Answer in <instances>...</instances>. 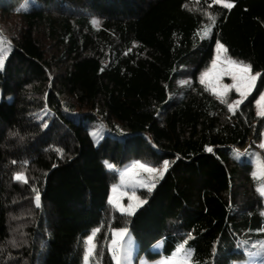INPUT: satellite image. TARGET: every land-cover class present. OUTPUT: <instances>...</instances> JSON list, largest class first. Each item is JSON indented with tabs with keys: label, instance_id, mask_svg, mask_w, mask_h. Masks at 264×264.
Wrapping results in <instances>:
<instances>
[{
	"label": "trees",
	"instance_id": "1",
	"mask_svg": "<svg viewBox=\"0 0 264 264\" xmlns=\"http://www.w3.org/2000/svg\"><path fill=\"white\" fill-rule=\"evenodd\" d=\"M218 1L0 0V264H81L82 240L107 226L133 162L169 161L112 224L139 258L237 264L261 251L264 0ZM217 42L259 74L231 111L200 79Z\"/></svg>",
	"mask_w": 264,
	"mask_h": 264
},
{
	"label": "rangeland",
	"instance_id": "2",
	"mask_svg": "<svg viewBox=\"0 0 264 264\" xmlns=\"http://www.w3.org/2000/svg\"><path fill=\"white\" fill-rule=\"evenodd\" d=\"M218 3L224 5L225 3L229 2L219 0ZM25 4H28V2H25ZM204 16L206 17V21L208 22L206 25L208 26L212 22V18L208 12L207 14L205 13ZM215 51V56L209 68L203 72L209 73L208 77L204 79L203 84L218 98L223 101H227L226 104L229 105L234 101L241 99L240 93L237 92L236 87L233 85H239L241 90H243L244 86L239 79L233 81L232 76L236 74V69L233 65L228 63L230 58L226 55L225 50L218 49L216 47ZM0 58L4 59L2 49L0 50ZM214 63L215 67H213ZM250 74L256 75L253 74L252 71ZM255 83L249 90L248 95L243 98V101L252 93ZM226 86L233 87H230L226 90ZM262 94H264V91ZM258 101L259 104L257 103ZM239 106L240 105L234 107L233 109H237ZM254 110L256 116L264 117V115L259 114L264 111V101H260V97L255 103ZM93 131L95 136L102 137L105 134L103 123L95 122L93 124ZM261 137L262 138L256 142V147L260 151H256L255 153V167L257 169V178L262 182V189H264V167H262L264 166V148L260 147V145L264 144V129H262ZM136 163L137 162H133L132 164H129V166L121 168L119 172L120 178L118 179V185L113 187L115 191L112 189V194L110 197L111 214L109 216L108 224L103 229L99 228L93 230L87 238L82 240L81 247L83 249V258L81 264H103L104 256L107 254L109 255V258L113 264H116V260L113 259L114 255L119 257L120 264H185L184 260L179 258L177 259L176 257H161L157 260H148L143 255L139 258V248L135 237L132 236V234L129 233L127 229L115 228L112 225L123 220V216H121L122 214L129 215V213H135V211L138 210V208L143 204V201L140 199L141 197H139L141 190L148 189L149 186L153 184L155 185L160 178L158 173H149L144 171L142 168L133 167ZM139 163L157 169H162L163 166H155L148 162ZM129 205H131V208L128 207ZM121 231H124L123 236L118 235V233ZM90 238H92L91 245L88 243ZM89 247L94 250V254L86 262L85 256ZM160 247L161 243H157L152 247V249L158 251ZM246 257L247 259L238 262L237 264H264V246L257 254H249Z\"/></svg>",
	"mask_w": 264,
	"mask_h": 264
},
{
	"label": "snow or ice",
	"instance_id": "3",
	"mask_svg": "<svg viewBox=\"0 0 264 264\" xmlns=\"http://www.w3.org/2000/svg\"><path fill=\"white\" fill-rule=\"evenodd\" d=\"M224 7L230 9L233 7V5L231 3H225ZM97 23H98V21H95V20L93 21L94 25H96ZM217 48L218 49H224V46L222 44H220L219 42H217ZM224 50L226 51V49H224ZM228 63L230 65H233L236 69V74H234L232 76L233 81H236L237 79H239L244 86L243 90H241V87L239 85H233L236 87L237 92L240 93L241 99L236 100L232 104L228 105L229 110L231 111V110H233L234 107H237L238 105L243 103V98L248 95L249 90L253 87V85H254L255 81L257 80V77L259 76V74L257 73L256 75H251L250 74L251 73V65H245V64H243V62H236V61L229 59ZM4 64H5V60L3 58H0V70L3 69ZM213 67H215V63L213 64ZM208 75H209L208 72H205L202 74L201 83H204V79L206 77H208ZM233 86H226V90L230 87H233ZM260 101H264V94H261ZM222 102L227 103V101H223V100H222ZM257 103L259 104V101ZM259 114L264 115V111H262ZM93 135H95V133H93ZM260 147L264 148V144L260 145ZM207 150L212 151L211 148H208ZM13 163H16V162L13 161ZM105 166L109 170L113 169V165H111L108 162H105ZM133 167L142 168V169H144V171L149 172V173H158V175L160 177H163V175L165 174V172L167 171V169L169 167V161L163 162L162 169L152 168L150 166L141 164L139 162H137ZM262 167H264V166H262ZM14 180L19 181V182H23V183H28L27 178L24 176L23 173H17L14 176ZM154 186H155L154 184L149 186L148 190L151 191ZM113 191H115V189H113ZM258 191H260V194L262 196H264V189H258ZM34 203H35L36 207H40V195H39L38 191L36 192V195L34 197ZM128 207L131 208V205H129ZM129 214H131V213H129ZM118 235L123 236L124 231L119 232ZM88 243H89V245H91L92 238L89 239ZM179 251L185 252V258L187 260H190V258H191V250L190 249L185 251L184 248L181 247L179 249ZM93 254H94V250L91 247H89L88 252L85 256V261L87 262ZM113 259L116 260V264H120V259L118 256L114 255Z\"/></svg>",
	"mask_w": 264,
	"mask_h": 264
}]
</instances>
